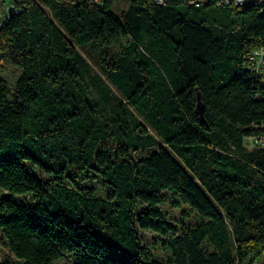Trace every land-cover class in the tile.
Instances as JSON below:
<instances>
[{
	"label": "trees",
	"instance_id": "trees-1",
	"mask_svg": "<svg viewBox=\"0 0 264 264\" xmlns=\"http://www.w3.org/2000/svg\"><path fill=\"white\" fill-rule=\"evenodd\" d=\"M124 1L11 0L0 246L18 264H264V148L245 141L264 134V5Z\"/></svg>",
	"mask_w": 264,
	"mask_h": 264
},
{
	"label": "rangeland",
	"instance_id": "rangeland-1",
	"mask_svg": "<svg viewBox=\"0 0 264 264\" xmlns=\"http://www.w3.org/2000/svg\"><path fill=\"white\" fill-rule=\"evenodd\" d=\"M119 1L120 0H118V2ZM10 2H11V0H3V6L2 7L0 6V24L3 20V18L8 15ZM123 8H125V1L121 0L119 2V9H123ZM94 184L97 186L100 193L102 195H104L106 190H105L104 186H102V183L98 180H95ZM162 209H163V211H166L169 220L176 223L175 217L177 214V209L170 207V205H168V204L163 205ZM143 236H144V241L148 244H151V245L154 243V241H156L158 239V235L156 233H153L150 231H143ZM162 254L166 255V253L164 251ZM0 259L1 260L4 259L6 261L13 262L14 264H18V261L14 257H12V256L9 257V254L7 253L5 247H3V246H0ZM55 264H71V259L69 257H65V258L55 262Z\"/></svg>",
	"mask_w": 264,
	"mask_h": 264
},
{
	"label": "built area",
	"instance_id": "built-area-1",
	"mask_svg": "<svg viewBox=\"0 0 264 264\" xmlns=\"http://www.w3.org/2000/svg\"><path fill=\"white\" fill-rule=\"evenodd\" d=\"M97 4L100 3V0H92ZM157 3L163 4L165 0H156ZM191 3L193 1H205V0H189ZM242 1H257V2H264V0H242ZM218 4L222 5V2L218 0ZM264 13V11H260ZM248 60L250 61V65L252 70L257 72L260 75L264 76V47H260L254 49L248 54ZM245 141L249 147H262L264 148V134L263 135H250L245 137Z\"/></svg>",
	"mask_w": 264,
	"mask_h": 264
},
{
	"label": "bare ground",
	"instance_id": "bare-ground-1",
	"mask_svg": "<svg viewBox=\"0 0 264 264\" xmlns=\"http://www.w3.org/2000/svg\"><path fill=\"white\" fill-rule=\"evenodd\" d=\"M225 4H234L237 6H244V5H264V2H257V1H242V0H221ZM200 3V2H199ZM262 9V8H261Z\"/></svg>",
	"mask_w": 264,
	"mask_h": 264
},
{
	"label": "water",
	"instance_id": "water-1",
	"mask_svg": "<svg viewBox=\"0 0 264 264\" xmlns=\"http://www.w3.org/2000/svg\"><path fill=\"white\" fill-rule=\"evenodd\" d=\"M14 14V6L10 5L8 10V17H11Z\"/></svg>",
	"mask_w": 264,
	"mask_h": 264
}]
</instances>
